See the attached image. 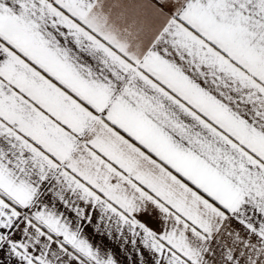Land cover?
I'll list each match as a JSON object with an SVG mask.
<instances>
[{
  "label": "snow or ice",
  "instance_id": "6c2138e0",
  "mask_svg": "<svg viewBox=\"0 0 264 264\" xmlns=\"http://www.w3.org/2000/svg\"><path fill=\"white\" fill-rule=\"evenodd\" d=\"M112 245L264 264V0H0V250Z\"/></svg>",
  "mask_w": 264,
  "mask_h": 264
},
{
  "label": "crops",
  "instance_id": "0c3cea01",
  "mask_svg": "<svg viewBox=\"0 0 264 264\" xmlns=\"http://www.w3.org/2000/svg\"><path fill=\"white\" fill-rule=\"evenodd\" d=\"M59 208V206H57ZM59 210L63 211L62 208H59ZM13 239H15L17 242L24 240L27 242L26 238L19 232H13L12 233ZM99 237H96V241H99ZM111 247L114 248V250L119 253V259L121 261V264H132V261L128 259V257H135V253L131 251V246H125L124 249H121L118 245H112ZM35 254V249H30ZM53 250H56V245H53ZM66 259V258H65ZM0 264H21V261L17 256L14 254L9 255V250L7 247L0 250Z\"/></svg>",
  "mask_w": 264,
  "mask_h": 264
}]
</instances>
